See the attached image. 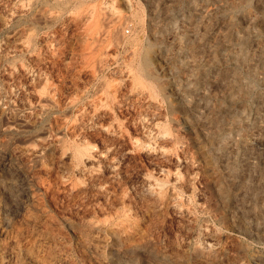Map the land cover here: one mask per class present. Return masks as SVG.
<instances>
[{
	"label": "rangeland",
	"instance_id": "obj_1",
	"mask_svg": "<svg viewBox=\"0 0 264 264\" xmlns=\"http://www.w3.org/2000/svg\"><path fill=\"white\" fill-rule=\"evenodd\" d=\"M0 264H264V0H0Z\"/></svg>",
	"mask_w": 264,
	"mask_h": 264
},
{
	"label": "bare ground",
	"instance_id": "obj_2",
	"mask_svg": "<svg viewBox=\"0 0 264 264\" xmlns=\"http://www.w3.org/2000/svg\"><path fill=\"white\" fill-rule=\"evenodd\" d=\"M247 16V15H246ZM245 16V17H246ZM244 20H246L245 18H244ZM159 186L157 185L156 186V184H154L153 182H148V187H147V192L149 193V194H154L156 191H157V189L156 188H158ZM158 191H159V189H158ZM176 205V207L178 206V204H175ZM198 247V246H197ZM200 248V247H199ZM199 248H196V251L197 252H199V253H201L202 252V250L203 249H199Z\"/></svg>",
	"mask_w": 264,
	"mask_h": 264
}]
</instances>
